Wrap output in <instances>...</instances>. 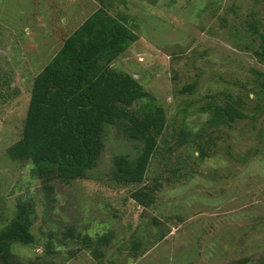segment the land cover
Listing matches in <instances>:
<instances>
[{
  "label": "rangeland",
  "instance_id": "rangeland-1",
  "mask_svg": "<svg viewBox=\"0 0 264 264\" xmlns=\"http://www.w3.org/2000/svg\"><path fill=\"white\" fill-rule=\"evenodd\" d=\"M14 1L10 15L31 12L37 22L26 32L0 26V226L16 216L20 200L32 202L36 244L15 247L24 264H264V93L252 90L260 91L264 81L256 55L264 0ZM101 6L128 16L139 35L112 65L133 74L167 111L160 150L146 173L148 185L161 181L148 208L130 196L135 186L113 176L114 158L134 159L137 149L116 128L90 177L56 182L53 192L34 176L31 163L7 152L20 138L34 75ZM6 11L1 5L0 14ZM217 92L243 97L248 116L210 124V112L201 107ZM181 128L215 138L216 152L197 159L194 141L177 148ZM179 165L183 176L167 181ZM167 229L147 253L131 251L134 238L155 239ZM71 231L111 233L107 258L100 262Z\"/></svg>",
  "mask_w": 264,
  "mask_h": 264
},
{
  "label": "trees",
  "instance_id": "trees-1",
  "mask_svg": "<svg viewBox=\"0 0 264 264\" xmlns=\"http://www.w3.org/2000/svg\"><path fill=\"white\" fill-rule=\"evenodd\" d=\"M10 2L0 0V7L3 5L9 11L0 14V26L12 33L33 28L37 19L30 16L31 12L13 17ZM16 2L18 0L14 1L15 5ZM128 21V16H115L101 6L63 39L61 47L31 80L21 135L7 152L13 160L31 163L34 176L53 192L56 182L70 184L90 177L100 163L110 128H116L126 139L135 142L137 149L134 159L128 154L114 158L113 176L123 186H135L130 196L148 208L155 203L161 181L148 185L146 173L160 150L159 140L167 126V111L157 95L133 74L112 65L139 37ZM252 25L253 33H259L257 24ZM260 35L262 43L256 55L264 63V33ZM259 74L264 77V72L259 71ZM259 84L260 91L252 90L261 95L264 81ZM194 86L191 84L186 89L192 91ZM206 97L210 100L201 108L210 112L212 125L248 116L247 102L241 96L235 98L232 94L217 92ZM247 97L251 98L250 93ZM190 141L196 143L194 155L197 159H206L216 152L215 138L205 139L201 132L181 128L176 147ZM181 169V165L176 166L167 181L180 180ZM34 211L31 201L20 200L16 216L0 226V264H24L15 247L36 244ZM159 221L154 218L155 223ZM170 232L162 230L155 239L134 238L131 251L142 248V254L147 253ZM70 235L78 238L76 240L89 248L100 262L107 258L113 239L111 233L97 237L79 233L76 237L71 231Z\"/></svg>",
  "mask_w": 264,
  "mask_h": 264
}]
</instances>
